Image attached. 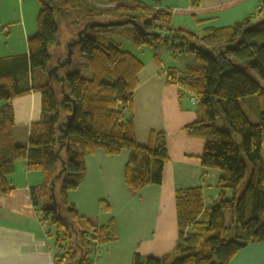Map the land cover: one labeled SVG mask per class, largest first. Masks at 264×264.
I'll return each mask as SVG.
<instances>
[{
    "label": "trees",
    "instance_id": "obj_1",
    "mask_svg": "<svg viewBox=\"0 0 264 264\" xmlns=\"http://www.w3.org/2000/svg\"><path fill=\"white\" fill-rule=\"evenodd\" d=\"M144 1L159 5L161 0ZM37 2V32L27 41V56L0 59V101L6 103L0 109V194L8 195L12 190L6 177L14 172L15 163L23 161L27 172L42 173L43 184L31 188L30 196L56 248L53 264H91L99 245L117 239L112 220L96 228L78 217L67 203V192L83 180L85 157L96 149L107 156L128 152L123 181L132 194L146 186H159L169 161L164 132L151 131L144 146L135 141L133 94L143 63L110 40L111 28H118V36L128 32L127 38L136 48L155 49L164 43L172 53L192 57L182 69H163V74L167 85L177 86L179 100L194 99L196 119L184 127V132L203 142L201 167L220 173L219 194L210 208L204 206L201 187L174 193L177 241L172 252L160 259L134 254L130 264H229L243 248L264 241V167L260 162L264 136V0L242 22L205 31L200 38L172 28L168 9L137 1L111 9L88 0ZM140 11L152 12L151 18L141 19L137 15ZM77 12L79 21L74 19ZM71 19L73 27L79 26L77 31L89 22L123 23L83 33L76 49L84 55L88 79L66 71L71 60L57 70V77L49 73L57 65L49 50L57 45L59 23ZM203 38L205 45L199 42ZM35 70L44 75L40 83L35 81ZM30 93L40 95V117L29 126L27 144L13 146L11 102ZM240 102L253 108L258 123L249 121ZM217 120L222 128L216 127ZM248 164L252 166L251 176ZM59 172L61 176L55 178ZM52 182L55 205L49 198ZM42 197L49 205H39ZM99 207L109 212L105 202H99Z\"/></svg>",
    "mask_w": 264,
    "mask_h": 264
},
{
    "label": "crops",
    "instance_id": "obj_2",
    "mask_svg": "<svg viewBox=\"0 0 264 264\" xmlns=\"http://www.w3.org/2000/svg\"><path fill=\"white\" fill-rule=\"evenodd\" d=\"M34 1L37 2L0 0V59L27 56V41L37 32L36 19L40 11ZM88 1L104 9L131 6L133 1L147 7L165 8L170 12L172 28L199 38L205 31L231 27L242 22L253 15L262 2L194 0L193 4V0H161L159 5H155L144 0H111L108 3L101 0ZM70 22L72 19L59 23L70 34L63 42L58 38V27L57 45L50 48L53 49L50 54L54 63L63 58L67 53L66 44L75 37L72 32L77 31V26L73 27ZM108 35L111 41L116 39ZM144 48L147 47L142 48L138 57L143 68L137 75L138 84L133 94L135 141L144 146L151 131L164 132L169 161L164 165L159 186H146L132 194L123 181L128 152L107 156L96 149L84 158L83 180L75 190L67 192V203L74 208L78 217L88 220L96 228L112 220L117 233L115 242L97 247L93 257L97 264H130L134 254L156 259L168 255L177 241L174 193L201 187L205 208L212 207L219 194L217 184L220 173L203 169L200 165L203 142L187 137L184 132V127L196 119L194 102L190 98L179 100L177 86L167 85L166 76L161 73L163 69H182L192 57L184 52L178 53L175 58L180 59L183 55L182 61L173 62L174 68H166L161 55L167 60L170 58L165 49L159 47L154 53V47ZM178 63L179 66L176 65ZM34 72L36 83H40L44 79L43 73L38 70ZM5 104L0 101V109ZM11 108L14 124L11 145L25 146L29 126L40 117V95L30 93L14 99ZM260 162L264 167V136ZM203 174L204 182L201 180ZM6 179L12 190L8 195L0 194V264H53L56 248L52 238L46 235L30 196L31 188L43 184L42 173L27 172L24 162L19 161L15 163L14 172ZM101 201L107 204L109 212L101 211ZM38 202L40 206L49 205L47 198L42 197ZM229 264H264V241L243 248Z\"/></svg>",
    "mask_w": 264,
    "mask_h": 264
},
{
    "label": "rangeland",
    "instance_id": "obj_3",
    "mask_svg": "<svg viewBox=\"0 0 264 264\" xmlns=\"http://www.w3.org/2000/svg\"><path fill=\"white\" fill-rule=\"evenodd\" d=\"M101 1H104V2L108 3L111 0H101ZM37 3L38 2L34 1V4L38 6L39 4H37ZM79 14L80 13L77 12L76 15L74 16V19H76L77 21H79V19H80L79 18ZM134 14L136 15V13H134ZM137 15H138V17H140L143 20H148L149 18H151L152 12H150V11H140L139 13H137ZM78 27L79 26L77 25L76 28L78 29ZM120 28H126V26L120 27ZM117 30H118V28L117 29L116 28H111V29L108 30V33L112 35V38L116 37V39H112V42L115 45L120 46L121 50L129 52V53H131L132 55H134L136 57H140V53L142 52V48L143 47L142 48L134 47L131 44L130 40L127 38L129 33L126 32L125 30L122 32V35H124V36H117L116 35V31ZM77 33H78V31H76V30H73V32H72V34H75V35H77ZM68 34H70V32H67V30H65V26L63 24L59 25V36H58V38L61 39L63 42H65V39L67 40V35ZM201 41H203V42H201ZM201 41H199L201 45H205L207 43V40L205 38H203ZM68 43L66 45H68ZM159 47H160V49H165L167 51L168 57L170 58V60L169 59L167 60V58L164 55H161L162 61L164 62L166 68L167 67L174 68L172 63L173 62L176 63V62L180 61L181 57L183 55H181L180 59L175 58L176 54H173L169 49H167V46L164 43H162L160 46L156 47L155 50L153 49L154 53H155V51H157V49ZM147 48H144V49H147ZM73 50H76V51L72 55L71 63L69 65V67L66 69V71L68 73L78 72L83 78H86V79L90 78L89 72L84 67V61H85L84 55L82 53H80L76 49V47L73 48ZM49 51L52 52L53 49H50ZM154 53H153V55H154ZM170 63H171V65H169ZM179 63L176 64V65L179 66ZM248 74L254 80H257V78H256V76L254 74H252L250 72H248ZM239 104H240V107H241L242 111L248 117L249 121L252 124L258 123V118H257L256 112L253 110V108L246 102H240ZM216 127L217 128H222V123H221L220 120H217ZM247 166H248V176H251L252 166L250 164H248ZM225 221H226V225H229V213H228V211L225 212Z\"/></svg>",
    "mask_w": 264,
    "mask_h": 264
},
{
    "label": "water",
    "instance_id": "obj_4",
    "mask_svg": "<svg viewBox=\"0 0 264 264\" xmlns=\"http://www.w3.org/2000/svg\"><path fill=\"white\" fill-rule=\"evenodd\" d=\"M123 23L120 22H111V23H97V22H89L86 23L83 28L81 30L78 31L77 33V38L73 41H70L67 45V53L65 55V58L59 60L57 62V65L52 67L49 70L50 74H54L57 77V70L63 66H65L67 63L70 62L71 58H72V53H73V48H75L77 46V44L80 42L81 37L83 35V33L87 30V29H92L94 27H98V28H108V27H117L122 25ZM61 176V172H59V174L55 177V178H59ZM54 188H55V184L54 182L51 183V187H50V199H52L53 204L55 205V196H54Z\"/></svg>",
    "mask_w": 264,
    "mask_h": 264
},
{
    "label": "built area",
    "instance_id": "obj_5",
    "mask_svg": "<svg viewBox=\"0 0 264 264\" xmlns=\"http://www.w3.org/2000/svg\"><path fill=\"white\" fill-rule=\"evenodd\" d=\"M163 72H164V71L162 70L161 73H163ZM191 100L194 102V99H193V98H192ZM42 226H43V229H44L45 232H46L47 225L42 223ZM96 251H97V250H96ZM96 251H95V253H96ZM95 253H94V256H95ZM91 264H97V263H96L95 261H91Z\"/></svg>",
    "mask_w": 264,
    "mask_h": 264
}]
</instances>
